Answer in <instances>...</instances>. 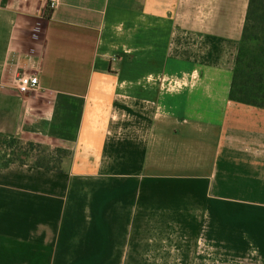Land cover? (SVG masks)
<instances>
[{"label": "crops", "instance_id": "crops-1", "mask_svg": "<svg viewBox=\"0 0 264 264\" xmlns=\"http://www.w3.org/2000/svg\"><path fill=\"white\" fill-rule=\"evenodd\" d=\"M248 1L0 0V137L68 152L0 165V264H264V110L228 100Z\"/></svg>", "mask_w": 264, "mask_h": 264}, {"label": "trees", "instance_id": "trees-1", "mask_svg": "<svg viewBox=\"0 0 264 264\" xmlns=\"http://www.w3.org/2000/svg\"><path fill=\"white\" fill-rule=\"evenodd\" d=\"M228 100L230 102L264 110V0H249L239 40L234 68L231 76ZM41 145L27 143L16 153L20 156L10 159L4 165L19 162L31 164L47 171L61 170L68 152L58 154L42 153L34 160H28L30 148ZM56 153V152H55Z\"/></svg>", "mask_w": 264, "mask_h": 264}, {"label": "rangeland", "instance_id": "rangeland-1", "mask_svg": "<svg viewBox=\"0 0 264 264\" xmlns=\"http://www.w3.org/2000/svg\"><path fill=\"white\" fill-rule=\"evenodd\" d=\"M27 143L20 139H4L0 137V165H4L7 163L10 159L16 158L17 156H20L16 152L21 150V148H25L27 146ZM34 144V143H32ZM38 145V144H37ZM39 148H30V155L28 154V160H34L38 154L40 156L41 152L43 153H52V154H58V151H63L62 149H58L56 147L50 148L45 146H39ZM56 152V153H55ZM60 154H58L59 156Z\"/></svg>", "mask_w": 264, "mask_h": 264}, {"label": "built area", "instance_id": "built-area-1", "mask_svg": "<svg viewBox=\"0 0 264 264\" xmlns=\"http://www.w3.org/2000/svg\"><path fill=\"white\" fill-rule=\"evenodd\" d=\"M48 8L52 11L59 5V0H45ZM16 89L18 93L24 95L39 89L38 78L35 75H21L16 79Z\"/></svg>", "mask_w": 264, "mask_h": 264}]
</instances>
